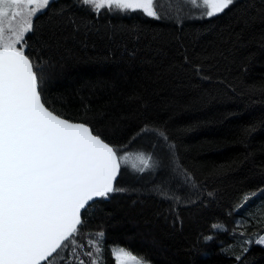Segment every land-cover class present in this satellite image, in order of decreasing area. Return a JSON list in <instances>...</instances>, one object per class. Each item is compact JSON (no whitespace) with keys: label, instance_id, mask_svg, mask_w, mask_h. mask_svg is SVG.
Wrapping results in <instances>:
<instances>
[{"label":"trees","instance_id":"16d2710c","mask_svg":"<svg viewBox=\"0 0 264 264\" xmlns=\"http://www.w3.org/2000/svg\"><path fill=\"white\" fill-rule=\"evenodd\" d=\"M158 11L97 15L52 0L25 36L57 114L124 146L130 163L154 158L144 172L123 168L125 191L83 214L76 252L95 259L103 232V264L118 247L150 264H264V246L247 243L264 235V0L211 18L187 0Z\"/></svg>","mask_w":264,"mask_h":264},{"label":"snow or ice","instance_id":"6c2138e0","mask_svg":"<svg viewBox=\"0 0 264 264\" xmlns=\"http://www.w3.org/2000/svg\"><path fill=\"white\" fill-rule=\"evenodd\" d=\"M51 2L0 0V264H55L57 259L63 264H86L76 252V236L84 223L82 211L87 216L99 198L125 191L116 185L122 168L144 172L153 167L151 153L137 152L139 164L130 163L133 153L126 152L124 146L106 142L87 122L63 118L42 99L43 65L25 53V36L33 31V18ZM161 2L78 0L97 15L104 9L141 11L157 20L162 18L158 11ZM187 3L200 9L202 18H211L224 13L236 0ZM17 17L21 22L14 27L12 21ZM148 131L147 127L141 129V133ZM159 135L164 136L162 132ZM97 236L100 242L92 241L90 246L96 258L91 259V250L84 253L90 258L87 264H103L100 245L104 233ZM247 243L264 245V236L254 241L249 238ZM65 249L69 250L67 256L63 255ZM111 251L116 264H150L124 248ZM240 259L237 255L236 260Z\"/></svg>","mask_w":264,"mask_h":264},{"label":"rangeland","instance_id":"374dc122","mask_svg":"<svg viewBox=\"0 0 264 264\" xmlns=\"http://www.w3.org/2000/svg\"><path fill=\"white\" fill-rule=\"evenodd\" d=\"M20 22H21L20 17H17L15 21H12V24H13V26L15 27V26H16L18 23H20ZM7 28H8V22H7V20H6V22H5V29H6L5 37H6V38H7L8 35L10 34V33L7 31ZM18 47H19V45H18ZM134 163L139 164V161L135 160ZM263 236H264V235H263ZM263 246H264V245H263ZM118 248H122V247H118ZM114 249H116V248H114ZM125 250H126V249H125ZM127 251H128V250H127ZM114 258H115V256H114Z\"/></svg>","mask_w":264,"mask_h":264},{"label":"water","instance_id":"95a60500","mask_svg":"<svg viewBox=\"0 0 264 264\" xmlns=\"http://www.w3.org/2000/svg\"><path fill=\"white\" fill-rule=\"evenodd\" d=\"M123 169V168H122ZM121 172H122V170H121ZM121 175V174H120ZM120 175H118V177H117V181H116V184H117V182H118V179H119V177H120ZM112 194V193H111ZM102 198H99L97 201H99V200H101ZM96 201V202H97ZM83 211H82V218H83ZM55 255V254H54ZM51 259V258H50ZM42 264H46V262H42Z\"/></svg>","mask_w":264,"mask_h":264}]
</instances>
